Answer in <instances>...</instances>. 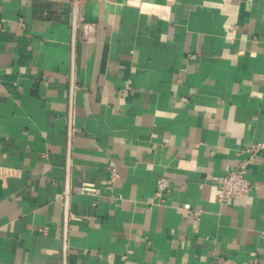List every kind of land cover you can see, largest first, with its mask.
<instances>
[{
	"label": "crops",
	"instance_id": "crops-1",
	"mask_svg": "<svg viewBox=\"0 0 264 264\" xmlns=\"http://www.w3.org/2000/svg\"><path fill=\"white\" fill-rule=\"evenodd\" d=\"M0 165V264H264V0H0Z\"/></svg>",
	"mask_w": 264,
	"mask_h": 264
},
{
	"label": "built area",
	"instance_id": "built-area-1",
	"mask_svg": "<svg viewBox=\"0 0 264 264\" xmlns=\"http://www.w3.org/2000/svg\"><path fill=\"white\" fill-rule=\"evenodd\" d=\"M82 35L84 37L89 36V34L94 30L93 25L84 24L80 28ZM260 145H251L250 151L257 152ZM15 174V170L9 166L0 165V182H3L8 177ZM248 169L247 165L241 163L240 165L227 170V172L221 177L220 184L218 186L217 198L219 202L237 200L241 197H245L252 188V183L247 177ZM119 177L118 170L112 168L110 171L111 181H115ZM169 187V181L167 178L162 177L158 181V190H164ZM82 192L96 194L97 187L94 183L85 182L81 187ZM184 208L189 209L190 205L184 204ZM195 217L199 219L200 212L195 211Z\"/></svg>",
	"mask_w": 264,
	"mask_h": 264
}]
</instances>
